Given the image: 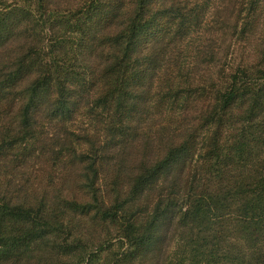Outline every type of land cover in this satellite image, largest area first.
Segmentation results:
<instances>
[{"label": "trees", "instance_id": "trees-1", "mask_svg": "<svg viewBox=\"0 0 264 264\" xmlns=\"http://www.w3.org/2000/svg\"><path fill=\"white\" fill-rule=\"evenodd\" d=\"M191 2L0 0V264H134L172 218L179 264H264V0H213L189 58ZM72 211L116 233L71 263Z\"/></svg>", "mask_w": 264, "mask_h": 264}, {"label": "rangeland", "instance_id": "rangeland-1", "mask_svg": "<svg viewBox=\"0 0 264 264\" xmlns=\"http://www.w3.org/2000/svg\"><path fill=\"white\" fill-rule=\"evenodd\" d=\"M181 1L184 2L182 4H185V1H186L187 6L190 3H191V5L193 4L191 2L192 0H181ZM188 1H190V2H188ZM201 1H206L207 4H209L210 2L211 3H210L209 10L206 13L201 11V12H199V15L196 16L198 18L192 20V27L190 29V34H189L188 38L185 39V44L183 45V49H182L183 55L188 56L189 58H193L196 47L198 46L199 36H204L205 33L203 32V30L204 29L207 30L209 28V26H207L205 22H207V21L209 22V19L211 16V13H210V10L212 7L211 4H212L213 0H201ZM202 18H205L203 25H201L202 24ZM163 23L168 26L167 22H163ZM65 30H66V28L64 27V31ZM71 48L74 50L73 47L66 48V49L68 51ZM62 51H63V49H62ZM68 56H73V52H70ZM79 78H77V79H79ZM81 82H82V80L80 81V83ZM71 88L74 89L72 84H71ZM74 90L75 91L73 92V97L75 99H78L79 97L82 96V94L77 92L76 89H74ZM191 104H192V100L189 101L188 106H190ZM89 121L90 120L87 118V115L80 116V115L76 114V117L74 118L75 128H80V129L87 128L86 122H89ZM91 124H93V123H91ZM40 165H43L40 159L28 160V162L26 163V167H25V169H22V172L23 171L27 172L28 170L33 169L35 166H40ZM72 168L74 170L79 169L80 165L75 164ZM71 179H75L74 175H72V177H70L69 180L71 181ZM37 187L40 188V186H37ZM55 187L56 186H53L52 188L55 189ZM119 187H123V186H117V187L116 186H98V189L105 197H107L110 200H113V198L116 195L117 189H119ZM77 188H78V186H58L56 190H61V189L67 190L68 189V191L71 192L74 189L77 190ZM56 190L51 195H53L54 193H58ZM62 194L66 195V193H62ZM55 195H57V194H55ZM137 206H138V204L136 206H134V208H136ZM75 212L76 211H72V213H74V215H76ZM91 218H95L93 213H87V215L83 216V217H80L77 215H76V217L72 216L69 223H66V222L63 223L66 226V229H65L63 236L65 238H67V243H70V247L68 249H65L66 251H62L65 254H60L61 253L60 252L59 253L60 255L58 254L60 257H56V260H58V258H59L60 261H63V262L66 261V262L72 263L73 261L79 260L83 256V254H85L86 252H89V250L91 251L92 248L94 250L93 246H95L100 239L115 236L116 229L114 226L109 225V224L104 225L102 223H99L100 222L99 219L98 220L96 219V221H93V220H91ZM171 222L172 223L174 222L173 218L167 219V221H164L162 223L160 228L159 227L157 228V230L155 232V237L152 240L153 242H155L154 243L155 246L152 245L147 250L150 252L151 256L148 255L146 258L144 256H139L137 258L138 262H145L148 264L149 262L154 260V263H151V264H179V261H180L179 259L182 258V257H180V252L183 249H185V247H184V245L182 247L183 243L180 242V239L178 240V234L177 233L170 234L169 227L172 224ZM76 232H78L80 234H84V238L80 241V243H78L81 246L78 245V247H76L77 241L72 240L73 236L76 235ZM169 234H170V236H172L171 240H169V238H168ZM86 240L88 241V245L86 244ZM84 245L86 246V249L82 248ZM114 248L115 247L113 246L110 249H112L115 252ZM108 250H106L105 252H102L101 256L96 258L95 264H103V261L107 256L106 252ZM108 253H110V252H108ZM54 259H55V257H54ZM138 262H135L134 264H138Z\"/></svg>", "mask_w": 264, "mask_h": 264}]
</instances>
